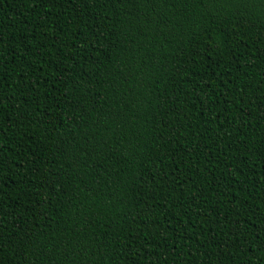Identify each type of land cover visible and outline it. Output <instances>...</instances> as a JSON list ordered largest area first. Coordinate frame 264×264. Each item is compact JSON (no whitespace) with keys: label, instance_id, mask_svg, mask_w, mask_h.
Segmentation results:
<instances>
[{"label":"trees","instance_id":"16d2710c","mask_svg":"<svg viewBox=\"0 0 264 264\" xmlns=\"http://www.w3.org/2000/svg\"><path fill=\"white\" fill-rule=\"evenodd\" d=\"M0 264H264V0H0Z\"/></svg>","mask_w":264,"mask_h":264}]
</instances>
